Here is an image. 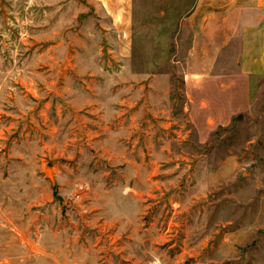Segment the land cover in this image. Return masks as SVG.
I'll list each match as a JSON object with an SVG mask.
<instances>
[{"label": "rangeland", "instance_id": "1", "mask_svg": "<svg viewBox=\"0 0 264 264\" xmlns=\"http://www.w3.org/2000/svg\"><path fill=\"white\" fill-rule=\"evenodd\" d=\"M102 14L0 0V264H264V79L206 126L176 44Z\"/></svg>", "mask_w": 264, "mask_h": 264}, {"label": "crops", "instance_id": "2", "mask_svg": "<svg viewBox=\"0 0 264 264\" xmlns=\"http://www.w3.org/2000/svg\"><path fill=\"white\" fill-rule=\"evenodd\" d=\"M88 1L122 41L145 24L155 28L150 41L176 44L168 48L206 126H227L250 105L253 84L264 79V0Z\"/></svg>", "mask_w": 264, "mask_h": 264}]
</instances>
